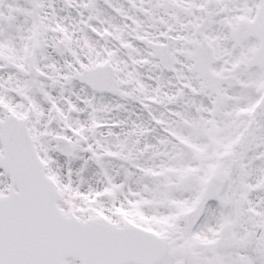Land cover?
<instances>
[{
    "label": "snow or ice",
    "instance_id": "6c2138e0",
    "mask_svg": "<svg viewBox=\"0 0 264 264\" xmlns=\"http://www.w3.org/2000/svg\"><path fill=\"white\" fill-rule=\"evenodd\" d=\"M0 264H264V0H0Z\"/></svg>",
    "mask_w": 264,
    "mask_h": 264
}]
</instances>
